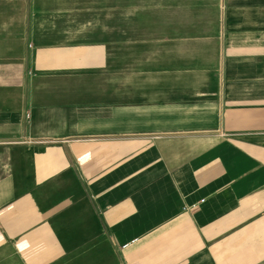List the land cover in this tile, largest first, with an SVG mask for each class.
<instances>
[{
  "label": "crops",
  "instance_id": "1",
  "mask_svg": "<svg viewBox=\"0 0 264 264\" xmlns=\"http://www.w3.org/2000/svg\"><path fill=\"white\" fill-rule=\"evenodd\" d=\"M82 2L0 0V264H264V0Z\"/></svg>",
  "mask_w": 264,
  "mask_h": 264
},
{
  "label": "rangeland",
  "instance_id": "2",
  "mask_svg": "<svg viewBox=\"0 0 264 264\" xmlns=\"http://www.w3.org/2000/svg\"><path fill=\"white\" fill-rule=\"evenodd\" d=\"M75 7H76V10L77 9H81L82 8V6H86L87 5V3L85 2H82V0H75ZM91 8H92V4H91Z\"/></svg>",
  "mask_w": 264,
  "mask_h": 264
}]
</instances>
